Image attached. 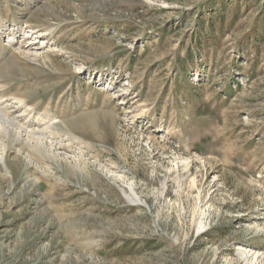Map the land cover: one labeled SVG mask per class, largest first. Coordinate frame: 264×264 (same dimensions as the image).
Instances as JSON below:
<instances>
[{
    "label": "rangeland",
    "instance_id": "1",
    "mask_svg": "<svg viewBox=\"0 0 264 264\" xmlns=\"http://www.w3.org/2000/svg\"><path fill=\"white\" fill-rule=\"evenodd\" d=\"M0 108V264H264V0H0Z\"/></svg>",
    "mask_w": 264,
    "mask_h": 264
},
{
    "label": "bare ground",
    "instance_id": "2",
    "mask_svg": "<svg viewBox=\"0 0 264 264\" xmlns=\"http://www.w3.org/2000/svg\"><path fill=\"white\" fill-rule=\"evenodd\" d=\"M6 109V108H5ZM13 120V119H12ZM16 123L13 121L8 120V113L4 111V109L0 108V133L1 135H5L7 139H13V138H21V134L24 132L28 134L29 132L25 127L18 126V120ZM9 126H12V128H8ZM131 197H127V199L131 202H137L134 194L131 191Z\"/></svg>",
    "mask_w": 264,
    "mask_h": 264
}]
</instances>
